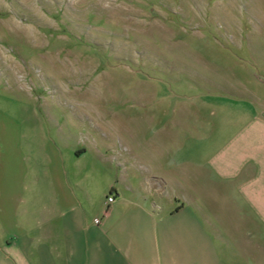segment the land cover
<instances>
[{"label":"crops","instance_id":"crops-1","mask_svg":"<svg viewBox=\"0 0 264 264\" xmlns=\"http://www.w3.org/2000/svg\"><path fill=\"white\" fill-rule=\"evenodd\" d=\"M246 58L109 142L0 103V264H264V51Z\"/></svg>","mask_w":264,"mask_h":264},{"label":"rangeland","instance_id":"rangeland-1","mask_svg":"<svg viewBox=\"0 0 264 264\" xmlns=\"http://www.w3.org/2000/svg\"><path fill=\"white\" fill-rule=\"evenodd\" d=\"M254 46L264 0H0V103L109 142L141 125L144 101L188 97L198 73L246 68Z\"/></svg>","mask_w":264,"mask_h":264},{"label":"built area","instance_id":"built-area-1","mask_svg":"<svg viewBox=\"0 0 264 264\" xmlns=\"http://www.w3.org/2000/svg\"><path fill=\"white\" fill-rule=\"evenodd\" d=\"M114 201H115L114 195H113V194H110V195L108 196V198H107L106 203H107V204H111V203H113ZM95 222L98 223V220H96Z\"/></svg>","mask_w":264,"mask_h":264}]
</instances>
